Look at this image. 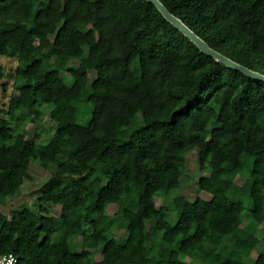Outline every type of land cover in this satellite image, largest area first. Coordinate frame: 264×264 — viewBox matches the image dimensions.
<instances>
[{
  "label": "trees",
  "instance_id": "trees-1",
  "mask_svg": "<svg viewBox=\"0 0 264 264\" xmlns=\"http://www.w3.org/2000/svg\"><path fill=\"white\" fill-rule=\"evenodd\" d=\"M159 1L210 48L264 74V0ZM49 36L63 62L96 58L95 78L73 71L66 85L45 69ZM3 57L15 61L9 77L25 82L37 118L57 107L74 114L56 123L46 160L23 123L0 112V197L20 190L31 164L48 172L29 193L37 212L0 210L1 253L17 264H88L71 250L84 235L105 264H204L191 258L196 245L216 264H247L253 251L250 264H264V82L201 53L147 0H0ZM190 150L207 172L197 182L207 197L193 201L177 195V154ZM231 173L243 178L238 201L228 197ZM225 219L236 233L219 226Z\"/></svg>",
  "mask_w": 264,
  "mask_h": 264
},
{
  "label": "rangeland",
  "instance_id": "rangeland-1",
  "mask_svg": "<svg viewBox=\"0 0 264 264\" xmlns=\"http://www.w3.org/2000/svg\"><path fill=\"white\" fill-rule=\"evenodd\" d=\"M28 26H32L31 22L28 23ZM53 40L54 37L49 36L41 45L40 55L45 69L59 71L61 78L66 85L72 84L73 71L86 73L90 81L95 78L96 58L86 55L80 59H70L63 62L57 56L53 46ZM14 67L15 61L13 59L5 57L0 58V112L5 116L8 109L18 121L23 123L27 130L28 140L34 144L35 153L37 155L44 154L47 160L49 157V151L46 149L45 144L48 138L51 136L56 123L65 118L72 117L74 114L73 110L57 107L53 110L51 117H46L44 120L37 118L30 110V102L27 98L25 82H17L15 86L12 84L13 81L9 75ZM2 85L6 88L4 92L2 91ZM11 97H14V100L12 104L9 105ZM131 131L132 127L121 131L118 134V138L120 140L127 138ZM177 155L184 162L177 195L190 201H193L197 196H205L200 192L197 182L202 176H206L207 172L199 167L197 151L190 150L187 153H178ZM247 168H251V160L247 163ZM47 176L48 172L46 170L37 165L31 164L30 178L24 182L20 190L15 191L9 196L0 197V210L7 216H9V212L13 208L25 207L31 211L37 212L39 205L37 198L35 196H30L29 193L43 184ZM226 179L232 184L228 191V197L234 201H238L240 199V186L242 185L243 178L237 174L231 173L226 175ZM124 191L125 195L128 197H135L137 195V189L134 184L126 185ZM163 197V191L156 194L155 203L157 206L161 205ZM205 197H207V195ZM115 209V206H110L109 213H113ZM50 211L52 214L57 215L59 214L60 209L57 206H50ZM68 216L76 226H80L79 215L76 210L69 212ZM219 226L229 233L237 232V228L228 219L222 220L219 223ZM263 233L264 227L262 226L257 230L256 234L258 237H262ZM117 235L119 236L121 234L117 233ZM148 247H151V243ZM71 250L80 253L83 256L85 263L105 264L101 260L100 249L89 247L84 235H76L71 240ZM206 250L205 246L196 245L191 258L204 264H216L207 257ZM256 255V251H253L248 258L247 264H250L256 258Z\"/></svg>",
  "mask_w": 264,
  "mask_h": 264
},
{
  "label": "water",
  "instance_id": "water-1",
  "mask_svg": "<svg viewBox=\"0 0 264 264\" xmlns=\"http://www.w3.org/2000/svg\"><path fill=\"white\" fill-rule=\"evenodd\" d=\"M147 1L153 4L169 23H171L176 29H178L186 38L192 41L201 51V53L215 59L216 61L223 64L229 69L241 72L243 75H245L248 78L264 82V74L253 71L241 64H238L232 61L231 59H229L228 57L224 56L223 54L219 53L218 51L210 48L209 45L204 40H202L186 25H184L180 19L172 15L164 7V5L160 3L159 0H147Z\"/></svg>",
  "mask_w": 264,
  "mask_h": 264
},
{
  "label": "built area",
  "instance_id": "built-area-1",
  "mask_svg": "<svg viewBox=\"0 0 264 264\" xmlns=\"http://www.w3.org/2000/svg\"><path fill=\"white\" fill-rule=\"evenodd\" d=\"M0 264H17V259L12 254H3L0 252Z\"/></svg>",
  "mask_w": 264,
  "mask_h": 264
}]
</instances>
